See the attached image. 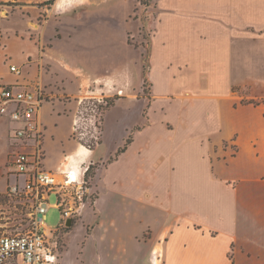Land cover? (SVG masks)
Segmentation results:
<instances>
[{
	"label": "crops",
	"instance_id": "crops-1",
	"mask_svg": "<svg viewBox=\"0 0 264 264\" xmlns=\"http://www.w3.org/2000/svg\"><path fill=\"white\" fill-rule=\"evenodd\" d=\"M71 1L72 6L66 10V1L64 8L58 9L55 0L50 13L54 9L60 13L73 11L76 6ZM192 15L195 53L206 52L207 64L192 71L195 79L188 86H180L192 89L188 90L192 93L191 100L181 97L185 90H150L151 96L145 99H153L146 105L144 118L105 156L97 157L96 149L106 139L108 125L104 120L101 131L96 123L97 134L101 132L103 139L89 147L85 157L86 163L97 164L93 179L98 180L95 186L98 196L94 205L100 218L102 209L109 211L110 205V211L119 220V230L128 240L135 237L137 221L143 222L140 223L143 229L154 222L164 264H264V0H193ZM156 37L153 61L157 60ZM184 64L176 77L184 74L191 61L184 58L178 67ZM162 70L167 75L165 68ZM119 73L116 70L112 75H100L94 78L95 83ZM124 91L45 90L54 99L47 101L43 94L42 105L44 101L63 102V107L72 113L73 130L74 118L84 100L104 96L122 98ZM171 93L181 99L176 98L175 105L164 104V99L172 98ZM63 96L68 97L66 101H62ZM185 100L191 101L186 108ZM154 102H159L160 110L176 111L171 123L164 122L171 128L161 129L158 136L154 134L155 124L147 117ZM42 105L39 118L44 129ZM184 110L187 112L182 115L179 111ZM0 125V139L7 143L8 154L16 123L0 115ZM71 134L73 145L62 154L57 167L65 155L81 157L76 152L82 142ZM128 137L130 141L124 147ZM88 140L89 137L85 142ZM44 157L43 150V160ZM11 170L9 163L5 166L1 159L0 194L20 180ZM109 184L117 193L107 199ZM157 185L160 189L153 190ZM89 188L92 190V185ZM152 191L161 193L160 208L150 205ZM137 194L145 202L138 217ZM138 250L143 248L129 246L124 264H136Z\"/></svg>",
	"mask_w": 264,
	"mask_h": 264
},
{
	"label": "rangeland",
	"instance_id": "rangeland-1",
	"mask_svg": "<svg viewBox=\"0 0 264 264\" xmlns=\"http://www.w3.org/2000/svg\"><path fill=\"white\" fill-rule=\"evenodd\" d=\"M44 1L0 0V84L29 82L30 86L36 85L42 91L47 101L54 97L48 96L45 90H126L122 98L104 96L98 100H84L77 112L80 129L73 126V130L72 113L63 107V102L44 101L42 148L46 169L55 170L62 154L73 145L71 133L88 147L102 141V133L97 134L93 121L100 125L101 131L104 120L108 125L106 139L96 149V156L112 152L114 146L122 143L128 130L146 115V105L153 99H145V96H151L150 90H185L181 97L191 100L192 93L188 90L192 89L180 86H188L195 79L191 76L192 71L207 64L204 59L207 58L206 52L195 53L192 43L193 0H142L143 3L140 0H74L76 7L67 13L55 9L50 13L55 0L49 4H44ZM65 1L68 3L66 10L72 6L71 0H58L56 8H64ZM155 36L154 55L157 60L153 61ZM184 58L191 64L184 68V74L176 77L175 74L186 65L178 67ZM144 60L149 66L146 93L140 91L143 90ZM11 64L19 67L22 74L17 76L11 72ZM162 67L167 75L162 74ZM116 70L120 73L95 83L94 78L112 75ZM102 86L103 89L96 88ZM171 95V99H164V104L175 105L176 98L181 99L175 93ZM67 98L63 96L62 101ZM190 100H185L184 108L191 104ZM159 102L152 103L147 116L155 124L154 134L157 136L162 133L161 129L171 128L164 122L171 123L176 118L175 110H160ZM179 112L184 115L187 110ZM81 131L86 132V138L89 137L87 142L86 138H80ZM7 148V143L0 139V160L3 159L5 166H8L9 158ZM96 167L97 164L92 163L90 173L86 175V185H92V190L86 195L85 206L71 219V225L61 227L58 232L62 264H124L127 249L132 245L137 249L143 248L136 252V264H164L165 256L154 222L143 229L144 225L140 224L143 222L137 221L135 237L128 240L119 230V220L110 211V205L109 211L104 207L103 215L99 217L94 205V198L98 196L95 187L98 180L93 179ZM160 173L163 174L162 170ZM158 188V185L154 186L153 190ZM113 193L117 191L109 184L107 199ZM160 197L161 193L151 192L149 198L153 208H160ZM55 203L56 197L52 194L48 198L50 207L43 222L48 229H53L61 221L60 210L54 207ZM144 205L143 196L137 194L136 217ZM29 209L15 199L2 202V227L10 232L24 231L29 223ZM154 248L156 253L153 254Z\"/></svg>",
	"mask_w": 264,
	"mask_h": 264
},
{
	"label": "built area",
	"instance_id": "built-area-1",
	"mask_svg": "<svg viewBox=\"0 0 264 264\" xmlns=\"http://www.w3.org/2000/svg\"><path fill=\"white\" fill-rule=\"evenodd\" d=\"M10 70L20 73L14 65ZM43 100V93L36 85H0V115L16 123L10 136L12 148L8 163L11 173L20 178L2 194L30 208L28 227L24 231L10 232L0 223V264H61L58 232L66 227L68 218L73 219L81 212L90 193L86 185L90 163L85 162L89 147L83 143L76 152L81 157L65 155L55 171L43 167V128L39 118ZM79 118L78 115L74 118V129H80ZM92 126L96 130V121ZM79 134L81 139L86 137L85 131ZM52 194L56 197L54 207L60 210L61 221L48 229L43 222Z\"/></svg>",
	"mask_w": 264,
	"mask_h": 264
},
{
	"label": "trees",
	"instance_id": "trees-1",
	"mask_svg": "<svg viewBox=\"0 0 264 264\" xmlns=\"http://www.w3.org/2000/svg\"><path fill=\"white\" fill-rule=\"evenodd\" d=\"M52 1H54V0H46V1L44 2V4H49V3L52 2ZM140 2L143 3L142 0H140ZM148 68H149V66H148L147 62L144 60V65H143V75H144V77H143V92H144V93H146V92L148 91V90H146V82L149 81L148 76H147ZM247 102H249V103H254L253 100H249V101H247ZM263 103H264V100H263ZM129 141H130V137H128V138L125 140L124 147H126V145L129 143ZM124 147L119 148V149L117 150V153L121 152V151L124 149ZM90 169H91V165L89 166V169H88V172H89V173H90ZM87 174H88V173H87ZM6 200H9V198H8L6 195H4V194H0V202H4V201H6Z\"/></svg>",
	"mask_w": 264,
	"mask_h": 264
},
{
	"label": "water",
	"instance_id": "water-1",
	"mask_svg": "<svg viewBox=\"0 0 264 264\" xmlns=\"http://www.w3.org/2000/svg\"><path fill=\"white\" fill-rule=\"evenodd\" d=\"M69 225H71V219H70V218H68V219L66 220V226H69Z\"/></svg>",
	"mask_w": 264,
	"mask_h": 264
},
{
	"label": "bare ground",
	"instance_id": "bare-ground-1",
	"mask_svg": "<svg viewBox=\"0 0 264 264\" xmlns=\"http://www.w3.org/2000/svg\"><path fill=\"white\" fill-rule=\"evenodd\" d=\"M60 5V2L58 3V5L57 6H59ZM153 254L154 253H156V250H153V252H152ZM154 264H155V262H153Z\"/></svg>",
	"mask_w": 264,
	"mask_h": 264
}]
</instances>
